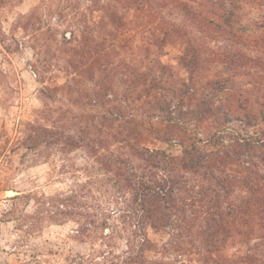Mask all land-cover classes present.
Listing matches in <instances>:
<instances>
[{
  "label": "rangeland",
  "instance_id": "rangeland-1",
  "mask_svg": "<svg viewBox=\"0 0 264 264\" xmlns=\"http://www.w3.org/2000/svg\"><path fill=\"white\" fill-rule=\"evenodd\" d=\"M212 7L208 0H0V264H224L247 251L241 239L206 248L213 180L182 172L178 205L156 231L138 223L127 179L146 167L128 141L174 156L183 144L208 147L218 123L196 115L209 82L231 74L219 50L264 60L252 42L233 43L209 25ZM239 17L254 30L264 8L245 3ZM190 39L202 46L193 71L182 61ZM160 61L163 70L152 67ZM255 70L218 92L216 105L255 99L263 85ZM226 126L225 144L256 133L237 114ZM39 127L55 137L35 145ZM228 192L220 193L223 210L248 195L242 187Z\"/></svg>",
  "mask_w": 264,
  "mask_h": 264
},
{
  "label": "trees",
  "instance_id": "trees-1",
  "mask_svg": "<svg viewBox=\"0 0 264 264\" xmlns=\"http://www.w3.org/2000/svg\"><path fill=\"white\" fill-rule=\"evenodd\" d=\"M208 1L213 5L211 13L215 16L206 18L209 25L226 34L233 43L252 42L255 47L264 51V20H259L254 30L239 25L240 8L245 3L257 4L264 8V0ZM140 2L141 0H135L136 4ZM184 4L190 11L192 6L187 2ZM114 16V13L110 15L112 19H115ZM198 16L202 17L203 13L200 12ZM196 41L189 40L182 58L183 65L190 71L197 65L196 59L199 56L196 52L202 47ZM219 52L226 70L231 74L227 78L209 82V89L204 91L199 99L198 116L196 115H212L218 123L219 131L208 140V147L198 145L197 142L183 144L182 155L174 156L167 150L150 149L139 142L128 141L132 153L146 165L142 175L134 172L131 178H127L128 184L133 191L138 223L151 226L157 231L169 225L172 216L169 210L178 205L177 191L182 189V172L202 174L213 180L217 199L213 204L211 202L213 206L210 205L209 209L214 210V215L210 214L204 219L205 225L201 230L208 252L230 248L241 239L246 241L247 251L236 259L226 260L224 264H264V257L260 255L264 252V60L254 58L245 50L231 46ZM152 67L163 70L166 65L160 61ZM252 67H256L255 71H260L262 77L259 84L263 85L258 87V96L238 104V100L232 98L225 108L217 106L215 99L218 92L236 88L235 80L244 77V71H250ZM151 83L155 84L153 80ZM235 114L245 120L248 127H255L256 133L249 134L248 130L245 134L234 136L225 144L223 131ZM35 131L38 133L35 145L46 143L50 137H55V133L47 128L39 127ZM62 138L65 141L70 140L72 145H79L70 136ZM254 156L257 162L253 160ZM232 168H235L236 173H228ZM235 187L244 188L247 197L239 203L227 205L229 210H223V204L226 202L220 198L223 195L220 194L221 191H227L229 194L228 190ZM256 232L259 240L252 243L251 237ZM144 243H149V240L146 238Z\"/></svg>",
  "mask_w": 264,
  "mask_h": 264
}]
</instances>
